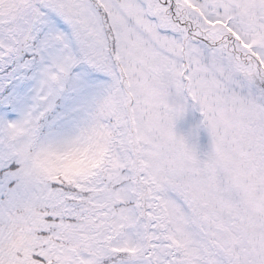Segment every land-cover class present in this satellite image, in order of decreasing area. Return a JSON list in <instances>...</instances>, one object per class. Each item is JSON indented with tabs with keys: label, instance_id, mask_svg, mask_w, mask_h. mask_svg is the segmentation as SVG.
Instances as JSON below:
<instances>
[{
	"label": "snow or ice",
	"instance_id": "obj_1",
	"mask_svg": "<svg viewBox=\"0 0 264 264\" xmlns=\"http://www.w3.org/2000/svg\"><path fill=\"white\" fill-rule=\"evenodd\" d=\"M0 264H264V0H0Z\"/></svg>",
	"mask_w": 264,
	"mask_h": 264
}]
</instances>
